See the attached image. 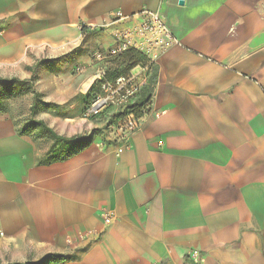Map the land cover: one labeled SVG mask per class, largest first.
Instances as JSON below:
<instances>
[{"label": "crops", "instance_id": "crops-1", "mask_svg": "<svg viewBox=\"0 0 264 264\" xmlns=\"http://www.w3.org/2000/svg\"><path fill=\"white\" fill-rule=\"evenodd\" d=\"M179 1L0 0V61L54 106L34 118L67 137L102 128L48 161L0 116V264H264V0ZM115 11L131 21L92 28ZM145 11L176 41L134 36L154 61L152 115L123 144L82 99Z\"/></svg>", "mask_w": 264, "mask_h": 264}, {"label": "built area", "instance_id": "built-area-1", "mask_svg": "<svg viewBox=\"0 0 264 264\" xmlns=\"http://www.w3.org/2000/svg\"><path fill=\"white\" fill-rule=\"evenodd\" d=\"M119 20L130 22L131 18L115 11L110 13L107 20L92 28H103ZM135 35L144 38L148 45L159 50L167 48L176 41L159 12L145 11L141 13L138 24L113 34L115 43L113 51L120 55L127 49L137 51L141 49L140 43L134 38ZM94 55L98 58L102 53L95 51ZM153 66L154 61L144 55L143 61L113 79L107 78L104 68L99 66L93 77L99 91L84 107L82 117L87 120L95 118L103 121V126L116 141L128 144L131 136L140 129L145 119L152 115V93L148 94L139 110L134 105L139 101L142 89L149 84ZM197 255L198 251L192 250L188 257Z\"/></svg>", "mask_w": 264, "mask_h": 264}, {"label": "trees", "instance_id": "trees-1", "mask_svg": "<svg viewBox=\"0 0 264 264\" xmlns=\"http://www.w3.org/2000/svg\"><path fill=\"white\" fill-rule=\"evenodd\" d=\"M144 60V55L135 50V49H127L124 52H122L119 55V59L116 62V65L120 67L118 70H114L111 73H107L105 71V75L107 78L113 79L119 74H122L131 68H133L137 63L141 62ZM153 73L151 79H153ZM9 86H15L17 90H19L20 93H24L27 91H32L33 93V98L32 101L29 105V127L32 129L38 130V132L46 135L48 138L52 140V157L49 160H55L59 158H64L66 156H69L77 151H79L81 148L85 147L88 145V143L91 141V135H72V136H63L60 134H57L51 127L47 126L42 120L34 118L36 113L38 112L39 107L41 106H47L49 105L48 103H44L41 101L40 94L37 91H34L32 88V83L30 82V79H19L16 77H10L8 78H3L0 77V87H3L4 89H8ZM144 88L142 89L139 97V101L135 103L134 107L136 109H140V106L143 105L144 101H146V97L148 96L149 92L148 90ZM99 91V87L97 82L91 87L89 90V93L85 95V106L88 104V102L91 100L95 94H97ZM5 101L0 98V111L4 110L5 108ZM41 105V106H40ZM84 106V107H85ZM83 107V109H84ZM83 111V110H82ZM91 120H97L95 118ZM27 127V125L25 126ZM26 130H20V133H25ZM57 145H59L57 148H55ZM60 156V157H57ZM66 260V256L62 254H54L46 257L43 261L40 262H31V261H26V262H12L8 264H56L59 262H63Z\"/></svg>", "mask_w": 264, "mask_h": 264}, {"label": "rangeland", "instance_id": "rangeland-1", "mask_svg": "<svg viewBox=\"0 0 264 264\" xmlns=\"http://www.w3.org/2000/svg\"><path fill=\"white\" fill-rule=\"evenodd\" d=\"M1 28H4V26ZM5 42H7V41L4 40L2 43H0V44H2L1 46H3L5 44ZM6 53H8V47L7 46L0 47V55H3V54L5 55ZM43 60H44V58L38 57L37 61L35 63H33L32 66H35V68H36V66L39 65L40 63H42ZM45 60H48V59H45ZM74 72L75 73H73V75L77 74V71H74ZM0 77L8 78V79L10 77H13L10 73H8V61H0ZM48 77H49V75H46L44 77L45 78L44 80H46V82L49 81ZM16 78H18V77L16 76ZM19 79H21V78H19ZM29 79H30V82L32 83V88H34V83H35L34 75H31V77ZM0 98L3 99L6 103L4 110L0 111V116H5L6 118H11L13 120L14 124L16 125L18 131L26 130L25 133L31 134L33 139L36 141L38 147L41 150H44L45 160L50 159L52 157L51 153L54 150V149H52V140L50 138H48L46 135L38 132V130L32 129L29 127L28 121H29L30 117H29L28 106H29V104L33 98L32 91L20 93L19 90H17V88L15 86H9L8 89H4L3 87H0ZM85 100L86 99L84 97L82 99V106H84ZM41 107L50 108V110H52L54 108L53 105H50V106L47 105V106H41ZM81 116H82V112H81ZM26 125H27V127H25ZM100 130H102V128H100V129L99 128H93L86 133L90 134L91 138H92V136L94 134H96V132H101ZM110 138L113 139L111 135H110ZM57 157H60V156H57Z\"/></svg>", "mask_w": 264, "mask_h": 264}, {"label": "water", "instance_id": "water-1", "mask_svg": "<svg viewBox=\"0 0 264 264\" xmlns=\"http://www.w3.org/2000/svg\"><path fill=\"white\" fill-rule=\"evenodd\" d=\"M179 4H182V0L179 1ZM123 109H125V107ZM163 264H169V263H163Z\"/></svg>", "mask_w": 264, "mask_h": 264}]
</instances>
